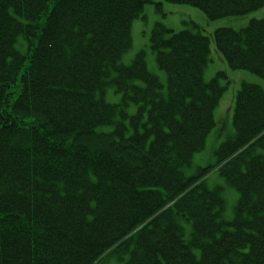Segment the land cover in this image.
I'll return each instance as SVG.
<instances>
[{
  "label": "trees",
  "instance_id": "1",
  "mask_svg": "<svg viewBox=\"0 0 264 264\" xmlns=\"http://www.w3.org/2000/svg\"><path fill=\"white\" fill-rule=\"evenodd\" d=\"M152 1L0 0V264H264V90L238 89L231 134L212 161L193 167L208 134L219 133L222 88L201 81L206 35L153 34L168 46L156 61L166 82L156 83L147 108L138 98L137 116L123 103L128 76L114 71L130 69V79L143 81L140 96L148 94L143 63L120 59L130 21ZM161 1L193 5L208 21L264 5ZM36 37L27 61L15 41ZM212 38L229 68L264 82V16L238 30L219 27ZM108 88L120 102L105 99ZM22 91L31 104L10 100ZM90 129L103 144L78 139ZM214 172L237 192L229 220L222 188L206 182Z\"/></svg>",
  "mask_w": 264,
  "mask_h": 264
},
{
  "label": "rangeland",
  "instance_id": "2",
  "mask_svg": "<svg viewBox=\"0 0 264 264\" xmlns=\"http://www.w3.org/2000/svg\"><path fill=\"white\" fill-rule=\"evenodd\" d=\"M153 1L145 4L140 9L138 16L130 21V46L128 50L123 53V56L121 58V63L126 67L133 61L134 62L131 64V66L137 62L143 63L144 67L142 71L143 75H146L144 81L146 83H149L151 88L144 85L146 88L145 91L148 92V94L146 95L145 93L146 96H140V93L138 92V86L142 85L140 83L142 80L136 82L133 79H130L131 77H133H129V75L131 74L130 69H115V73L121 75L125 74L128 76V78H126L127 82L125 84V87L131 93V95L128 99L123 101V103L125 104V106L127 105V114H134L137 116L140 110H142L143 108H147V102H149L153 98L152 96L153 92L155 91L154 87L156 83L159 82L160 84L165 86L164 84L166 82L167 71L166 69L164 70L163 66L157 65L156 61L157 53H160V51L164 50L168 51V46L163 45V48H160V45L162 43L160 41L161 39L157 38L156 41L160 44H156L154 43L155 36L152 40L153 34L155 33L157 35V30L159 28L165 27L166 29L172 30L174 32L181 29H187L192 33L198 32L200 34L206 35V37L208 38L207 49L205 53L206 65L202 70L201 81L212 80L216 85H220L219 87L222 88V91L219 95L217 106L214 109V119L219 126V133L215 134L214 131H211L209 133L210 135L208 134L204 149L200 152L195 153L196 155L194 156V159L192 161L193 167L197 165L204 166L214 158L212 153L217 143L224 139L228 134H231L230 132L232 131V110L234 97L238 89L243 84L248 83L256 85L259 84L264 90V82L255 74L244 70L229 68L228 64L225 62L220 53L216 51V46L214 45L212 38L213 31L219 27H230L234 30L243 28L250 19L262 18L264 16V5L258 10L250 12L243 16L224 17L208 21L206 20L202 11L193 5L170 3L161 0ZM156 1H161L160 5L157 4ZM32 40L33 41L31 43H29L30 41L26 40V42H28L26 43V45L22 43V40L15 41V48L18 51V54L20 53L21 55H24L27 61H29V59L31 58V54L29 56L28 54L33 51L35 44L38 41L37 37L33 38ZM14 60L17 61L16 55L14 56ZM11 65L12 67H15V62L12 61ZM19 79H21V77H18L17 83ZM29 90L31 91L32 89L29 88ZM160 90L161 93L158 94H161L162 96L167 94V90H165L164 88ZM21 93L23 94V98L17 97L16 94L10 100L21 105L31 104L33 102L30 98V92L27 93L25 91H22ZM105 95H107L105 99L108 102H120L121 94L114 92L113 88H108ZM138 98H141L142 103L145 104L144 106L142 105L140 110ZM24 112L25 111H20L19 113L24 114ZM145 117V115L141 116V120H144ZM206 182L209 187L213 188L215 186H218L222 188L221 191L225 202L222 212L223 218L225 220L231 219L233 214V206L237 198V192L235 191V189L231 185H229L225 181V179L217 172H214L210 175L208 174ZM0 234L3 236V229H0Z\"/></svg>",
  "mask_w": 264,
  "mask_h": 264
},
{
  "label": "bare ground",
  "instance_id": "3",
  "mask_svg": "<svg viewBox=\"0 0 264 264\" xmlns=\"http://www.w3.org/2000/svg\"><path fill=\"white\" fill-rule=\"evenodd\" d=\"M93 125H96V122H93ZM78 139L81 142L86 143V144H89V143L92 144L95 141L98 142V143L102 142V144L104 143L101 139L98 138L97 135L94 134L93 129H90L88 131H85V132L81 133L79 135ZM195 155H196L195 153L192 155V161H193Z\"/></svg>",
  "mask_w": 264,
  "mask_h": 264
}]
</instances>
